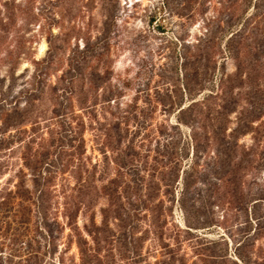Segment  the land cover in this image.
<instances>
[{"label":"rangeland","instance_id":"374dc122","mask_svg":"<svg viewBox=\"0 0 264 264\" xmlns=\"http://www.w3.org/2000/svg\"><path fill=\"white\" fill-rule=\"evenodd\" d=\"M258 197L264 0H0V264H257Z\"/></svg>","mask_w":264,"mask_h":264},{"label":"trees","instance_id":"16d2710c","mask_svg":"<svg viewBox=\"0 0 264 264\" xmlns=\"http://www.w3.org/2000/svg\"><path fill=\"white\" fill-rule=\"evenodd\" d=\"M24 166L31 172L32 176V181H33V188L29 189L28 187L25 186L24 184V176L25 174L23 172L20 173L19 176V182L16 185L17 188V197H19L20 200L22 201H28L29 199H32V202L36 204V213L39 216V219L41 220L42 223V229H44V233H42L43 237V242L46 245V253L52 252L56 248L55 240L56 236L54 235V230L53 227L51 226L53 223H47L48 222V208L51 205L50 204V196L51 194L48 191L47 187V179L46 177H42L40 174H36L35 171L37 170V161L32 159L31 157L24 156ZM263 196V195H261ZM264 197H258L257 202H255L256 205L257 203H263ZM77 203V202H76ZM256 207V206H255ZM64 208L66 211V225L69 226L70 229V238H75L77 243L79 244V231L78 227L75 224L76 222V212H77V207H74L71 209L70 203L68 201L64 202ZM184 208V207H183ZM254 208V206H253ZM185 211V209H183ZM262 217L258 216L257 214H253L251 216V221L255 224V229L252 234H248L245 239L238 245H247L249 243H253V239L257 235H263L264 234V225L262 221ZM251 223V222H250ZM26 243V249L31 248V240L25 241ZM39 248V247H37ZM237 257L239 259H242V256L237 252ZM30 259V257L28 258ZM28 261V260H27ZM26 261V262H27ZM37 264V263H33ZM39 264V263H38ZM257 264H264V258L261 259L260 263L257 262Z\"/></svg>","mask_w":264,"mask_h":264}]
</instances>
